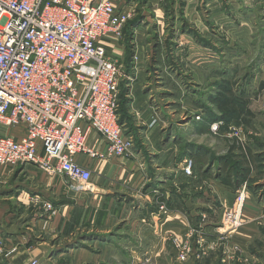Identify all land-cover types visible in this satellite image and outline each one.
Returning <instances> with one entry per match:
<instances>
[{"label":"rangeland","instance_id":"1","mask_svg":"<svg viewBox=\"0 0 264 264\" xmlns=\"http://www.w3.org/2000/svg\"><path fill=\"white\" fill-rule=\"evenodd\" d=\"M110 1L116 12L122 11ZM130 1L125 10L130 18L114 39L121 53L113 47L107 53L120 65L121 111L127 113L134 98L146 102L151 120L140 124L142 137L146 134L145 142L138 144L141 151L132 147L125 156L105 162L107 170L103 165L93 170L92 177L116 192L115 197L133 200L129 217L137 218L135 229H130L131 223H111L105 232H95L103 218L99 207L90 232L82 224L68 225L67 208L56 204L68 201H63L62 191L57 197L44 193V198L29 201L21 227L29 226L31 215L40 212L41 236L56 255L61 252L55 264H83V258L68 253V248L97 253L96 264H264V0ZM223 94L233 98L235 109L226 118L217 107ZM188 157L193 160L192 174L185 176L182 166ZM235 160L243 164L236 174ZM228 165L235 179L224 183ZM62 177V188L72 194L69 200L80 199L82 191L68 189ZM1 178L3 194L7 183ZM243 187L241 225L225 232L224 212ZM9 211L18 213L16 207ZM168 214L172 229L165 231L163 246L153 251L160 231L152 221ZM204 224L214 229L206 231ZM240 228H247V234L252 231L253 239L234 241L229 234Z\"/></svg>","mask_w":264,"mask_h":264},{"label":"built area","instance_id":"2","mask_svg":"<svg viewBox=\"0 0 264 264\" xmlns=\"http://www.w3.org/2000/svg\"><path fill=\"white\" fill-rule=\"evenodd\" d=\"M129 18L110 0H0V167L34 164L82 190L92 172L79 154L101 159L132 149L119 121L120 65L106 45ZM92 136L103 149L89 146ZM183 161L190 176L193 160ZM245 200L238 188L224 212L225 232L241 225Z\"/></svg>","mask_w":264,"mask_h":264},{"label":"crops","instance_id":"3","mask_svg":"<svg viewBox=\"0 0 264 264\" xmlns=\"http://www.w3.org/2000/svg\"><path fill=\"white\" fill-rule=\"evenodd\" d=\"M146 2H148L149 4L151 1L147 0ZM115 3L118 9L125 11L128 10L132 1L115 0ZM144 8L147 9V6H144ZM159 15L160 13L158 14V16ZM141 26L142 25H140L139 27ZM138 29L139 28H136V30ZM117 41L118 40L110 39V41L107 42L106 45L107 49H110L111 52L113 51L111 50L113 47L115 49V52L117 54H120L121 46L116 44ZM129 77L131 78V76H128L127 78ZM121 81H123V78L121 79ZM122 103H124L123 96L120 97L119 121L124 126L125 132L132 135L133 139L134 137L136 138L134 139L135 143L133 145L135 150L141 151V147L138 144L145 142L144 140L146 138V134L142 137L141 133L143 131H141L140 124L144 125L145 123L150 122V108L147 107V105L145 104L146 102H135L133 98V101H130L129 110H127V113H124L123 109L121 111ZM135 112H139L140 114L136 115ZM149 131L151 132V129ZM88 144L95 149H103V140L99 136H92V139ZM113 158L115 157L109 156L101 158L100 160L97 158H90L87 160L82 154H79L77 156V159L79 161L90 167L91 172L101 167L102 165L104 170H107L108 167L105 162H108V160H111ZM29 167H33L34 169ZM0 173V175L4 177V180L1 178V181H6L7 183L4 186V193L0 194V241L4 245L5 251L8 252V256H2L0 258V264H30V262L33 260H36L37 264H47L51 259L52 264H55V259L60 257L59 255L61 254V252L57 253L56 255L53 248L48 246V243H46L44 238L41 236L42 218L39 215L40 212L35 211L33 215H31L30 222L28 223L29 226H26L24 229L21 227V223L19 222L23 217L24 212H27L28 202L33 201V198H44V193H48L52 196L55 195L57 197L62 191V193L66 195V197L63 198V201L68 200L67 202L56 204H58L57 206L60 205L61 207L63 206L67 208L66 219L68 225L80 226L82 224L83 228H87L86 231L90 232L91 229L95 226V221H92V216L94 217L97 211L99 209H102L99 210L98 213L102 214L103 218H100L98 220V223H100V225L96 227L98 231L95 232H105V230H108L111 223L112 226L118 223H124V225H129L131 223L130 229L132 231L135 229L134 224L137 222V218L129 217L132 211H130L131 207L129 204H131L130 202H133V200L131 198H124L122 196L115 197L114 193L116 192H112L110 191L111 189L105 188L103 186V183L100 180H96V178H91V182L88 188L79 190L82 191V194H79L81 197L80 199L73 198L71 199L73 201H71L69 199L72 197V194L68 190L62 188V182L58 179V177L63 178L62 175L60 176V174L49 175L39 166L28 163H18L13 168L5 169L3 167H0ZM21 176L28 179V182H26V180H22ZM67 188L70 190H78L73 189V186H69V184ZM225 199L226 198L224 197H219V201L223 202ZM230 201L231 200H228V202ZM103 203L105 204V207H103ZM18 204L20 205L16 206ZM228 204L229 203H227V205ZM149 206L152 208V203H149ZM196 206L197 205H193V207ZM11 207H16V209H18V213L16 214V216H14V213H10L9 208ZM96 207H99L98 210ZM247 211L251 212L250 210ZM128 212L130 213L128 214ZM74 215H76V218L78 219V224L74 223ZM136 216L139 217L138 215ZM170 218L171 217L168 214V217L161 216L160 220L154 219L152 221L154 229L160 231L157 232L160 233V240L158 242L156 241L155 245H152L153 251L154 246L156 248H161L163 246L162 239L165 237V231L172 229V225L170 223H172L173 220L170 221ZM55 222L56 219L53 221V223ZM245 227H250V229L253 230L251 226ZM175 228L181 230L182 232L185 231L184 233H186L187 231L186 228ZM204 228L206 229V231H212L214 229V227L209 226V224H204ZM240 230L241 228L236 233L229 234L230 237L232 236L234 241H249L250 239H253L254 234L251 233L252 231L247 234V228H244L242 232H240ZM39 231L40 234H37ZM117 237L119 238L120 234L117 235ZM122 237L125 238L124 240L128 239L126 235H122ZM68 249H72L69 250L68 253L79 254L83 258V264H96V261L98 259L97 253H92V251L88 250L87 252H85L83 250L73 248ZM128 253L130 252L128 251ZM128 262L129 261H127V263Z\"/></svg>","mask_w":264,"mask_h":264},{"label":"trees","instance_id":"4","mask_svg":"<svg viewBox=\"0 0 264 264\" xmlns=\"http://www.w3.org/2000/svg\"><path fill=\"white\" fill-rule=\"evenodd\" d=\"M232 99L233 98H231L230 96H226L225 94H223V97L221 96L220 98H218V102H217L218 106L217 107L220 110L221 116L223 118H226L227 116H232L235 113V109L233 108L232 104L230 103V101H232ZM241 157L243 158L242 161L244 163L245 154H242ZM242 161L241 160L232 161L233 162L232 166H235L234 171L237 170V169L239 170L240 169L239 166L240 167L243 166ZM246 164L248 165V167L251 166V161L249 159L248 160L246 159ZM228 166H229V168L226 171L227 172L226 175L224 177H222V179H221V181L224 182V183H230L232 177H234V179H235L234 174H232L234 172L233 169L231 168L230 165H228ZM237 171H235V174H236ZM241 172H243V170H241ZM242 174H240V175H242Z\"/></svg>","mask_w":264,"mask_h":264}]
</instances>
